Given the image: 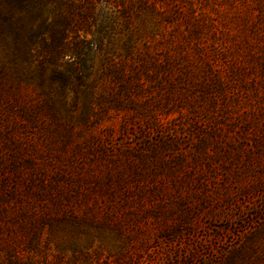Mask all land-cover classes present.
<instances>
[{
	"label": "rangeland",
	"instance_id": "rangeland-1",
	"mask_svg": "<svg viewBox=\"0 0 264 264\" xmlns=\"http://www.w3.org/2000/svg\"><path fill=\"white\" fill-rule=\"evenodd\" d=\"M103 64L0 86V264H264L262 89L195 114L177 85Z\"/></svg>",
	"mask_w": 264,
	"mask_h": 264
},
{
	"label": "trees",
	"instance_id": "trees-1",
	"mask_svg": "<svg viewBox=\"0 0 264 264\" xmlns=\"http://www.w3.org/2000/svg\"><path fill=\"white\" fill-rule=\"evenodd\" d=\"M140 32L152 40L135 49ZM102 52L109 81L131 85L140 72L172 97L177 85L191 113L215 111L218 100L225 111L237 84L264 93V0H0V86L42 83L47 66L52 80L89 79L81 68ZM33 62L38 74L23 73Z\"/></svg>",
	"mask_w": 264,
	"mask_h": 264
}]
</instances>
